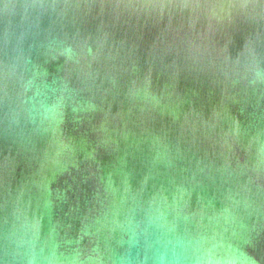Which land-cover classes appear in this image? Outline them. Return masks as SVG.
Segmentation results:
<instances>
[{
  "label": "water",
  "instance_id": "1",
  "mask_svg": "<svg viewBox=\"0 0 264 264\" xmlns=\"http://www.w3.org/2000/svg\"><path fill=\"white\" fill-rule=\"evenodd\" d=\"M0 264H264V0H0Z\"/></svg>",
  "mask_w": 264,
  "mask_h": 264
}]
</instances>
